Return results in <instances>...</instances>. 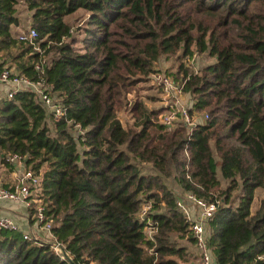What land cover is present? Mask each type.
I'll use <instances>...</instances> for the list:
<instances>
[{
	"label": "trees",
	"instance_id": "1",
	"mask_svg": "<svg viewBox=\"0 0 264 264\" xmlns=\"http://www.w3.org/2000/svg\"><path fill=\"white\" fill-rule=\"evenodd\" d=\"M78 10L86 18L77 35L66 17ZM26 22L51 54L44 77L65 115L54 118L31 91L1 98L0 153L23 155L41 177L38 198L68 259L3 229L0 264H187L180 241L194 246L190 221L165 179L213 199L217 168L228 185L207 221L214 264H264V198L251 213L264 190V0H0V68L35 79L39 53L18 38ZM196 54L214 60L190 72L185 60ZM169 56L181 60L189 114L207 118L191 131L168 129L136 99L125 128L123 95ZM143 198L152 205L144 220Z\"/></svg>",
	"mask_w": 264,
	"mask_h": 264
},
{
	"label": "built area",
	"instance_id": "2",
	"mask_svg": "<svg viewBox=\"0 0 264 264\" xmlns=\"http://www.w3.org/2000/svg\"><path fill=\"white\" fill-rule=\"evenodd\" d=\"M18 38L30 42L34 47V50L39 53V60L34 64L37 76L35 79H31L18 72L14 67L3 65L0 68V85H5L7 87L6 97L11 98L19 91H31L39 98L41 104L49 114L56 119L62 117L65 115V109L59 102H56L52 96H50V91L45 81L44 72L48 62L41 47L35 43V39L37 38L36 31L32 27H29L26 31H22ZM195 59L196 55H193L187 57L185 60V66L190 72L196 71H193L192 69ZM150 76L154 82H157L159 89L168 96L167 99L175 98L181 93L184 83L181 74L178 80L173 76H167L160 71H154ZM158 116V122L168 129L184 126L188 131H191V129L198 123V119H194V115L191 116L188 109L177 101L170 103L165 113L161 115L159 114ZM206 118L207 114L204 113V116L201 119L205 120ZM75 127L79 135L83 136L85 134V129L81 128L79 124H76ZM4 159L7 163L13 164V166L22 163L23 171L15 180L16 182H14L13 186L6 187L0 183V201H10L22 205L26 209H30L33 206L32 217L34 218L35 223L43 231L48 232L46 238H40L31 233L22 232L23 238L49 244L57 255L61 258L68 259L64 246L57 242L50 232L51 220H48L45 216L44 205L41 202L33 204L34 198L32 195V188L36 185L40 186L41 177L24 166L23 155L18 153H7L4 156ZM176 196L177 206L190 221V230L194 239V247L199 254L200 263L214 264V258L208 246L206 228L207 221L213 216L216 208L221 203V199L215 196L213 199H205L196 196L192 192H183V197L178 194H176ZM186 203H189V205ZM151 206V200L143 198L138 212V218L144 220L147 217ZM3 229L20 231V226L8 216H0V230ZM144 229L148 238H152L156 231L154 225L149 221L146 223ZM262 257H264V255Z\"/></svg>",
	"mask_w": 264,
	"mask_h": 264
},
{
	"label": "rangeland",
	"instance_id": "3",
	"mask_svg": "<svg viewBox=\"0 0 264 264\" xmlns=\"http://www.w3.org/2000/svg\"><path fill=\"white\" fill-rule=\"evenodd\" d=\"M85 18H86V13L81 11V10H78L77 12L66 17V20L72 25V27H71V29H72L71 33L72 34L78 33V27L84 22ZM25 25L19 30V32L20 31H26L29 28L28 22H26ZM41 50H43V53H45L44 55H46L47 58L49 59L51 54L48 53V55H47L44 49L41 48ZM213 60L214 59L212 57H210L206 54H196V59L194 61L192 69H193V71L198 70L203 65H206V64L213 62ZM7 61H9V60H7ZM180 62H181V60H178L176 56L162 57L155 64L154 69L157 71H160V72H162L165 75L170 76V77L176 76L175 79L178 80L180 75L179 74L177 75L176 73H177L178 65ZM5 65H7L9 67H13L9 64H5ZM2 95H0V96L2 97ZM167 98H168V96H166V94H164L163 91H161V89H159L157 82H154L152 80L151 76L148 75L145 80L138 82L136 89L134 91L123 95V107H121L120 110L117 112V116L125 128L132 126L135 120L132 116V112H131L130 108H131L132 103L136 99L142 100L147 110L156 109L157 111L160 112L159 113L160 115L165 113V111L168 109V105L170 103H174L175 101L181 103L187 109L190 105V96H189V94H187L183 91H181V93H179L178 96L175 98H172V99H167ZM204 113L205 112L198 113V115H194L193 117H194V119H198L197 121L199 122V121H201V118L204 116ZM199 117H201V118H199ZM158 119H159V116H158V118H156V121H158ZM48 124L51 127L50 130L53 134L54 133L53 123L48 121ZM2 156H3L2 153H0V183H2L6 187H11V186H13V183L16 181L10 182L11 181L10 175H7V174L10 172H13L16 168H15V166H13V164L6 163V161L3 160ZM214 159L218 160L216 153H214ZM22 165H23L22 163H19L18 166H22ZM142 170L145 173L156 174L152 165L149 163L143 164ZM216 171H217V177L219 180V187L217 190H215L214 196L217 198H220L218 193H219L220 189H224L225 187H227L228 180H225L224 178L221 177L218 168L216 169ZM165 183L176 194L183 197V191H182L181 187L177 184V181L175 180L174 176L166 178ZM36 186H34L32 188V195L34 198L33 204H37V203L41 202L38 198V192H39L40 186H37V187ZM263 198H264V190L262 188H257L255 190L254 199H253V202L251 204V212H254L258 208L260 201ZM186 204L189 205V203H186ZM195 212H196V210H195ZM28 214H29V212H28ZM43 232L45 233L44 234L45 236H43V237L46 238L48 236V234H47L48 232L47 231H43ZM180 242L189 246V252H190L189 259H191V261L187 264H201L199 254L196 251L195 247L193 245L188 244L185 239H182Z\"/></svg>",
	"mask_w": 264,
	"mask_h": 264
},
{
	"label": "crops",
	"instance_id": "4",
	"mask_svg": "<svg viewBox=\"0 0 264 264\" xmlns=\"http://www.w3.org/2000/svg\"><path fill=\"white\" fill-rule=\"evenodd\" d=\"M7 87L5 85H0V99L3 98L6 95ZM15 170L13 172L8 173L7 175H10L11 181L14 182L15 179L22 173L23 167L14 165ZM14 184V183H13ZM11 186V185H10ZM28 209H26L24 206L2 200L0 201V216H8L14 221H16L20 226V231L25 233H31L35 236H38L40 238H44L45 236L43 230L37 226L35 222L30 221V216L28 214ZM253 213V212H251Z\"/></svg>",
	"mask_w": 264,
	"mask_h": 264
}]
</instances>
